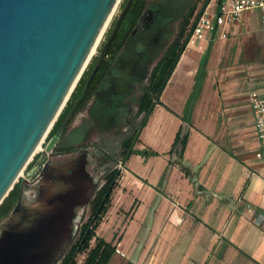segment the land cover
<instances>
[{"label":"crops","instance_id":"1","mask_svg":"<svg viewBox=\"0 0 264 264\" xmlns=\"http://www.w3.org/2000/svg\"><path fill=\"white\" fill-rule=\"evenodd\" d=\"M198 44L206 53L184 49L133 146L158 154L129 155L95 229L121 252L106 264H264V149L248 100L264 97L259 11ZM180 126L188 138L177 159L169 150Z\"/></svg>","mask_w":264,"mask_h":264},{"label":"water","instance_id":"2","mask_svg":"<svg viewBox=\"0 0 264 264\" xmlns=\"http://www.w3.org/2000/svg\"><path fill=\"white\" fill-rule=\"evenodd\" d=\"M117 1L0 0V204L57 119ZM55 139L23 178H33L34 190L21 193L0 223V264H59L76 239L100 177L87 171L84 152L51 161Z\"/></svg>","mask_w":264,"mask_h":264},{"label":"flooded vegetation","instance_id":"3","mask_svg":"<svg viewBox=\"0 0 264 264\" xmlns=\"http://www.w3.org/2000/svg\"><path fill=\"white\" fill-rule=\"evenodd\" d=\"M192 6L184 0H123L97 54L80 76L71 104L49 138L56 137L48 154L51 161L65 162L85 153L87 171L100 177L91 199L117 171L115 188L131 154L124 158L127 144L128 151L135 150L152 105L159 103L190 36L196 8L187 15ZM31 180H21L19 196L34 190ZM89 203L79 230L89 216Z\"/></svg>","mask_w":264,"mask_h":264},{"label":"trees","instance_id":"4","mask_svg":"<svg viewBox=\"0 0 264 264\" xmlns=\"http://www.w3.org/2000/svg\"><path fill=\"white\" fill-rule=\"evenodd\" d=\"M194 8L195 6L190 8L187 17L192 14ZM204 63L205 61L201 64V67L196 74L193 90L184 107V111L181 116L183 122H189L193 101L199 91L200 83L202 81ZM70 104L71 101L69 100L49 130L47 135L48 138H50L59 128L63 115L67 111ZM187 138L188 128L186 126H180L175 135L169 153H174L176 158L180 159L187 143ZM128 148L129 145L127 144L124 157L125 159H127L130 153H139L145 156L158 154L157 152L149 149L128 151ZM116 174L117 171H114L111 175H109L107 183L102 188H100L96 192L95 196L91 199L89 203V216L81 225L77 238L69 247L59 264H73L74 256L81 252H85L81 264H106L111 255L114 253V246L108 242H105L102 238L97 237L95 235V229L109 206ZM19 185L20 183L16 182L13 188L9 191L8 195L1 202L0 223L8 216L11 209L15 205L19 196ZM91 241H93V243H91Z\"/></svg>","mask_w":264,"mask_h":264},{"label":"built area","instance_id":"5","mask_svg":"<svg viewBox=\"0 0 264 264\" xmlns=\"http://www.w3.org/2000/svg\"><path fill=\"white\" fill-rule=\"evenodd\" d=\"M255 9L260 13L261 26L264 29V0H210L202 8L195 9L190 20L191 31L187 46L198 44V41L206 39L208 34L216 35L219 39L226 38L229 24H240L244 13ZM248 100L254 117L256 139L260 148L264 149V97L252 91ZM256 156H260V152H257ZM115 251L121 254L119 249L116 248ZM82 253L83 259L85 252ZM76 256L73 264H76Z\"/></svg>","mask_w":264,"mask_h":264},{"label":"rangeland","instance_id":"6","mask_svg":"<svg viewBox=\"0 0 264 264\" xmlns=\"http://www.w3.org/2000/svg\"><path fill=\"white\" fill-rule=\"evenodd\" d=\"M122 1H123V0H120V1L118 0V2H117V4H116L117 7L115 6V8H114V10H113V12H112V14H111V16H110V18H109L107 24H106V27L104 28V30H103V32H102V34H101V36H100V38H99V40H98V42H97V44H96L97 46H95L92 55H91L90 58L88 59V62H87L86 66H85L84 69H83L82 74L85 72V70H86L87 67L89 66V64H90V62H91V60H92V58L97 54V52H98V50H99V47H100V45L102 44V42H103V40H104V37H105L106 32L108 31V29H109V27L111 26V24H112L114 18L117 16V14H118V12H119L120 5H121ZM184 1L187 2V4H192V5H194L195 8H198V7H199V8H202V6H204V4H205V2H206V0H184ZM200 46H201V44L189 45V46H186V49L190 48V49H192L193 51L197 52L198 54H200L199 52H201L202 54H205V53H206V49H205V48H206V45H204V46L201 47V48H200ZM82 74H81V76H82ZM78 80H79V79H78ZM77 82H78V81H77ZM76 84H77V83H76ZM75 86H76V85H75ZM75 86H74L73 90L75 89ZM73 90H72V92H73ZM72 92L70 93L68 99H67L66 102L64 103V105H63L61 111L63 110V108L65 107V105L67 104V102L70 100V97H71ZM61 111H60V113H61ZM60 113H59V114H60ZM58 116H59V115H58ZM54 122H55V121H54ZM51 127H52V126H51ZM51 127L49 128V130L51 129ZM49 130H48V132H49ZM48 132L46 133V135H45V137L43 138V140L40 142V144H39V147H40V148H38V150H36V152L32 155L31 159L29 160V162L27 163V165L25 166V168L22 170L20 176L18 177V179H17V181H16L17 183H20V182H21V180L24 178L26 172H27L28 170H30V168L33 166V164L35 163V161H36V160L38 159V157L41 155L42 151L45 150V147H46V145H47V143H48V141H49V138L47 137ZM16 182H15V183H16ZM82 254H83V253L81 252V253H79V254L76 256V264H79V263H80L79 261L82 259Z\"/></svg>","mask_w":264,"mask_h":264},{"label":"bare ground","instance_id":"7","mask_svg":"<svg viewBox=\"0 0 264 264\" xmlns=\"http://www.w3.org/2000/svg\"><path fill=\"white\" fill-rule=\"evenodd\" d=\"M119 1H120V0H119ZM117 2H118V1H117ZM117 2H116V4H117ZM115 6H116V5H115ZM115 6H114V8H115ZM116 7H117V6H116ZM114 8L112 9V12H113ZM112 12L110 13V16H111ZM110 16L108 17L106 23L104 24V27L102 28V30H101V32H100V34H99V36H98V38H97V40H96V43L94 44V47L92 48V50H91V52H90V56L92 55L95 46H97L96 44H97V42H98V40H99V38H100V36H101V34H102L104 28L106 27V24H107V22H108ZM38 148H40L39 145H37L36 149L34 150V153L36 152V150H38ZM20 174H21V173H20ZM19 176H20V175H19ZM19 176H18V177H19Z\"/></svg>","mask_w":264,"mask_h":264}]
</instances>
